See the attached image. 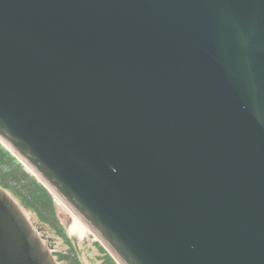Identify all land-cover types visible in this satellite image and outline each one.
Segmentation results:
<instances>
[{
  "label": "water",
  "instance_id": "95a60500",
  "mask_svg": "<svg viewBox=\"0 0 264 264\" xmlns=\"http://www.w3.org/2000/svg\"><path fill=\"white\" fill-rule=\"evenodd\" d=\"M0 141L117 264H264V0H0Z\"/></svg>",
  "mask_w": 264,
  "mask_h": 264
},
{
  "label": "trees",
  "instance_id": "16d2710c",
  "mask_svg": "<svg viewBox=\"0 0 264 264\" xmlns=\"http://www.w3.org/2000/svg\"><path fill=\"white\" fill-rule=\"evenodd\" d=\"M0 186L6 189L20 205L32 211L40 222L47 224L57 234L65 236L56 213L55 196L1 144ZM98 246L104 250L102 246ZM107 256L111 263L117 264L109 254ZM63 259L68 260V264H75V250L66 255L57 256L58 261Z\"/></svg>",
  "mask_w": 264,
  "mask_h": 264
},
{
  "label": "rangeland",
  "instance_id": "374dc122",
  "mask_svg": "<svg viewBox=\"0 0 264 264\" xmlns=\"http://www.w3.org/2000/svg\"><path fill=\"white\" fill-rule=\"evenodd\" d=\"M0 144L4 148L9 150L5 146V144H3L1 141H0ZM23 165L25 166V164H23ZM17 203H18V201H17ZM54 204H55V209H56V213H57V216L59 218V221H60L61 225L63 226V230L65 231V236H61V235L57 234L47 224L40 222L32 211H30L29 209H26L25 207H23L20 204L19 205L22 207L23 211L25 212V214H26L27 218L29 219L30 223L32 224L33 228L35 229L37 234L40 236L43 243L51 251V253L53 254V256L55 257L56 260H57V256L66 255L68 253H71L72 250L74 251L75 250V244H77L79 246V248H82L83 242H86V245H88V246L94 247V249H95V246H98V245L102 246V244L97 239V237L94 236V234L88 228L87 229L86 228H80L79 224L77 222H75V221H77L76 215L67 207V205H65L56 196H55V203ZM73 225L75 227H72ZM104 250L106 251L105 248H104ZM58 262H59V264H68V260H66V259L65 260L63 259V260L58 261ZM82 264H89V263L87 262V260L85 258H83Z\"/></svg>",
  "mask_w": 264,
  "mask_h": 264
},
{
  "label": "flooded vegetation",
  "instance_id": "af4514ba",
  "mask_svg": "<svg viewBox=\"0 0 264 264\" xmlns=\"http://www.w3.org/2000/svg\"><path fill=\"white\" fill-rule=\"evenodd\" d=\"M107 254L109 253L102 250L99 246H95L94 249V247L88 246L86 242H83L82 248H79V246L75 244V264H82L83 258H85L89 264H113L109 261Z\"/></svg>",
  "mask_w": 264,
  "mask_h": 264
},
{
  "label": "bare ground",
  "instance_id": "6f19581e",
  "mask_svg": "<svg viewBox=\"0 0 264 264\" xmlns=\"http://www.w3.org/2000/svg\"><path fill=\"white\" fill-rule=\"evenodd\" d=\"M20 159H21V158H20ZM22 161H23V160H22ZM23 162H24V161H23ZM24 163H25V162H24ZM25 166H26L28 169H31L27 163H25ZM31 171H32V170H31ZM76 220H77V221H75V222H77V223L79 224L80 228H86V229H87V227L81 222V220H80L77 216H76ZM72 227H75V226L73 225Z\"/></svg>",
  "mask_w": 264,
  "mask_h": 264
}]
</instances>
